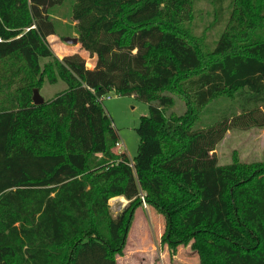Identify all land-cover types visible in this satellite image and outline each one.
<instances>
[{
  "label": "trees",
  "instance_id": "obj_1",
  "mask_svg": "<svg viewBox=\"0 0 264 264\" xmlns=\"http://www.w3.org/2000/svg\"><path fill=\"white\" fill-rule=\"evenodd\" d=\"M64 1L0 0V264H118L143 199L171 249L192 241L201 264H264V160L215 154L228 130L264 128V0H211L224 29L210 53L185 25L191 0H76L94 68L49 45ZM46 78L67 87L36 105ZM110 92L149 103L133 162L115 150L99 101ZM222 96L225 113L196 129ZM116 196L129 200L118 217Z\"/></svg>",
  "mask_w": 264,
  "mask_h": 264
},
{
  "label": "rangeland",
  "instance_id": "obj_2",
  "mask_svg": "<svg viewBox=\"0 0 264 264\" xmlns=\"http://www.w3.org/2000/svg\"><path fill=\"white\" fill-rule=\"evenodd\" d=\"M192 18L185 22L190 33L201 39L202 46L207 53L213 51L215 44L224 29V25L217 26L214 5L211 0H191ZM76 0H65L62 4L51 7L50 13L54 17L59 31L57 41L62 49H55L56 45L49 41L54 54L62 58L66 51L80 53L86 60L88 68H94L96 59L81 48L79 42L71 43L64 38H76L74 24L71 19L72 6ZM231 0H225L228 7ZM49 40V39H48ZM66 52V53H65ZM69 54V53H68ZM48 59H42L45 62ZM64 81L51 83L46 78L39 91L45 100L52 99L55 95L66 89ZM102 105L112 119V123L119 134V144L115 147L118 152H125L133 162L140 143L137 133L142 116L149 115V103L134 95H118L115 92L108 94ZM226 96L218 98L211 103L202 113L201 119L195 128H200L213 123L225 113L228 106ZM186 110L185 103L177 99L175 106L169 112L183 113ZM215 154L220 164H228L235 157L243 162H256L264 160V128L252 127L241 130L233 128L227 131L225 137L215 148ZM143 204L135 212L123 255L117 256L118 264H201V258L197 250L192 248V241L179 243L173 250L162 241L166 230V222L163 215L152 206ZM128 203L113 201L111 213L114 217L122 214Z\"/></svg>",
  "mask_w": 264,
  "mask_h": 264
},
{
  "label": "crops",
  "instance_id": "obj_3",
  "mask_svg": "<svg viewBox=\"0 0 264 264\" xmlns=\"http://www.w3.org/2000/svg\"><path fill=\"white\" fill-rule=\"evenodd\" d=\"M76 22L75 21H73V24H75ZM48 41H50L51 43H54V45H56V47H55V49H57V50H59V49H62V45L57 41V36H56V34H53V35H50L49 37H48ZM65 41V40H64ZM67 52V53H66ZM65 53L66 54H71V53H73V52H70V51H66ZM60 58V57H59ZM113 201H119L120 203H123V206H124V204L125 203H129V200H127L125 197H123V196H116V197H113V198H111L110 200H109V205H110V209H112L111 208V204H112V202ZM143 206V205H142ZM145 206H147L148 207V205L146 204ZM141 207V206H140ZM140 207H138V208H140Z\"/></svg>",
  "mask_w": 264,
  "mask_h": 264
},
{
  "label": "water",
  "instance_id": "obj_4",
  "mask_svg": "<svg viewBox=\"0 0 264 264\" xmlns=\"http://www.w3.org/2000/svg\"><path fill=\"white\" fill-rule=\"evenodd\" d=\"M65 41L71 42V43H77L78 38H64ZM45 99L41 95L40 91L38 88H35L33 91V103L36 105L44 103Z\"/></svg>",
  "mask_w": 264,
  "mask_h": 264
},
{
  "label": "built area",
  "instance_id": "obj_5",
  "mask_svg": "<svg viewBox=\"0 0 264 264\" xmlns=\"http://www.w3.org/2000/svg\"><path fill=\"white\" fill-rule=\"evenodd\" d=\"M0 41H1V38H0ZM105 97L110 98V96H109L108 94H106V95L102 96L101 98H99V101H100V102H103L104 99H105ZM143 203L145 204L144 199H143Z\"/></svg>",
  "mask_w": 264,
  "mask_h": 264
}]
</instances>
